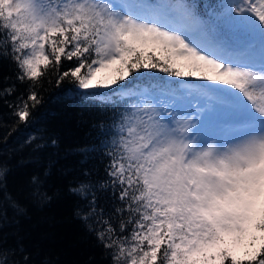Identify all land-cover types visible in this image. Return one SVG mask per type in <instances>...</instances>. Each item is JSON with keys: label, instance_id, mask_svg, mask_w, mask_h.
Listing matches in <instances>:
<instances>
[{"label": "snow or ice", "instance_id": "6c2138e0", "mask_svg": "<svg viewBox=\"0 0 264 264\" xmlns=\"http://www.w3.org/2000/svg\"><path fill=\"white\" fill-rule=\"evenodd\" d=\"M211 9L205 19L186 0H0V58L27 86L5 99L18 122L52 77L107 117L98 146L81 149L106 159L107 178L84 171L69 191L88 231L102 225L113 264H264V0ZM9 170L0 161V219L5 204L25 211ZM42 184L33 175L25 198L50 199ZM98 192L110 194L107 219ZM0 264L31 262L18 244L0 246Z\"/></svg>", "mask_w": 264, "mask_h": 264}, {"label": "trees", "instance_id": "16d2710c", "mask_svg": "<svg viewBox=\"0 0 264 264\" xmlns=\"http://www.w3.org/2000/svg\"><path fill=\"white\" fill-rule=\"evenodd\" d=\"M186 2L195 5L202 18L207 19L211 6L219 0ZM17 72L14 62L0 58V89L13 83L17 86L12 96L0 98V161H6L10 169L4 178L8 191L25 209L23 214H15L4 205L7 219H0V246L22 245L31 264H113L110 250L96 237L102 225L93 222L94 230L88 231L76 215L85 201L69 191L86 179L84 171L90 172L94 183H102L107 178L106 159L99 152L87 156L81 152V149L98 146L102 139L100 125L107 117L99 106L76 95L82 90L74 83L65 80L57 87L52 77L51 83L45 79L39 89L43 103L33 110L30 123H20L12 115L13 109L5 103L6 99L14 104L22 93L27 96V86L16 80ZM29 136L38 139L31 145L25 144ZM52 139L56 140L55 145L50 143ZM37 143L44 146L36 149ZM33 175L40 176L42 191L50 199L25 198ZM97 204L98 211L104 209L102 218L107 219L112 211L110 194L98 192ZM13 258L21 257L10 254L9 259Z\"/></svg>", "mask_w": 264, "mask_h": 264}]
</instances>
